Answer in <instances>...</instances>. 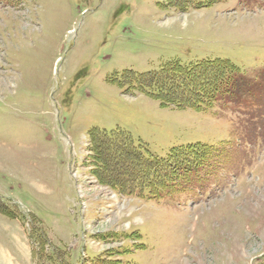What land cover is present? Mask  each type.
Returning <instances> with one entry per match:
<instances>
[{
  "label": "rangeland",
  "instance_id": "374dc122",
  "mask_svg": "<svg viewBox=\"0 0 264 264\" xmlns=\"http://www.w3.org/2000/svg\"><path fill=\"white\" fill-rule=\"evenodd\" d=\"M195 1L0 0V264H264V85L248 108L149 94L167 62L264 82V0ZM104 131L160 159L215 151L138 197L134 153Z\"/></svg>",
  "mask_w": 264,
  "mask_h": 264
},
{
  "label": "trees",
  "instance_id": "16d2710c",
  "mask_svg": "<svg viewBox=\"0 0 264 264\" xmlns=\"http://www.w3.org/2000/svg\"><path fill=\"white\" fill-rule=\"evenodd\" d=\"M220 1L222 0H196L194 5L205 7ZM245 74L247 73L228 60L215 59L190 65L167 62L159 72L150 75L151 87L148 88L151 91L149 94L161 101L163 106L170 104L178 108L201 110L212 107L215 102L241 103L245 108L254 104L257 106L258 99L255 95L257 89L260 90L264 82L256 85L257 83H252ZM156 82L161 86L156 85ZM162 86L166 88L163 89ZM97 134L98 136H96ZM93 140L95 143H106L109 148L118 144L134 153V159L137 163L133 165L130 162L127 165V170L135 172V177L133 175L135 187L140 190L130 191L128 195L137 193L143 195L145 194L143 192L147 191L148 195L153 197L155 195L154 190L164 192L163 186L157 184L159 179H163L167 183L171 181L170 179L179 177L184 171L198 169L202 167L203 163H206L209 155L215 151L213 147L199 144L175 147L164 158L160 159L151 155L145 156L140 148L133 143L131 136L124 132H118L116 136H109L106 131L95 133ZM183 165L186 166L183 167ZM162 168L163 170L167 168L168 174H162ZM113 187L117 188L116 185ZM115 254L110 250L106 254L108 258L106 255H99L91 260L90 264H122L120 258L114 257Z\"/></svg>",
  "mask_w": 264,
  "mask_h": 264
}]
</instances>
